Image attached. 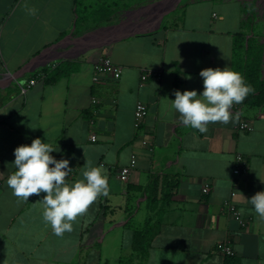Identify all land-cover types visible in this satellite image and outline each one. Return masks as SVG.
<instances>
[{
	"label": "crops",
	"instance_id": "0c3cea01",
	"mask_svg": "<svg viewBox=\"0 0 264 264\" xmlns=\"http://www.w3.org/2000/svg\"><path fill=\"white\" fill-rule=\"evenodd\" d=\"M149 1L0 0V264H264V221L248 201L264 192V106L234 105L238 123L210 124L202 134L170 103L177 90L203 92L201 70L234 71L237 34L262 47L264 81V0ZM105 56L122 67L119 79L95 80ZM146 70L162 79L142 83ZM31 80L37 84L23 95L18 83ZM138 102L149 109L142 132ZM242 121L249 130L237 129ZM36 138L69 161V184L83 179L88 160L108 177L109 195L62 236L43 220L45 193L21 202L7 186L14 150ZM134 154L124 183L119 174ZM237 155L248 164L239 177ZM155 178L159 199L151 204ZM229 200L246 227L223 214ZM149 225L148 247L135 250V233ZM227 240L234 256L217 251Z\"/></svg>",
	"mask_w": 264,
	"mask_h": 264
},
{
	"label": "clouds",
	"instance_id": "9594fccd",
	"mask_svg": "<svg viewBox=\"0 0 264 264\" xmlns=\"http://www.w3.org/2000/svg\"><path fill=\"white\" fill-rule=\"evenodd\" d=\"M32 16L38 13L34 6L23 4ZM199 75L203 78V92L196 90L174 92L170 101L172 109L180 115V122L206 133L208 126L215 123H238L241 113L232 112L234 105L242 104L254 92L244 76L230 67L206 68ZM56 151L50 143L36 138L31 145H21L14 150L16 171L9 175L7 186L21 202L33 195L45 193L42 201L43 220L49 224L56 236L74 230L73 224L88 213L89 208L101 197L109 195L108 177L101 167L86 161L83 179L69 184L66 180L73 171L67 159L56 160L50 153ZM255 213L264 221V192H257L248 199Z\"/></svg>",
	"mask_w": 264,
	"mask_h": 264
},
{
	"label": "built area",
	"instance_id": "2783aa9c",
	"mask_svg": "<svg viewBox=\"0 0 264 264\" xmlns=\"http://www.w3.org/2000/svg\"><path fill=\"white\" fill-rule=\"evenodd\" d=\"M122 74V67L117 66L113 63V61L105 56L101 58L95 65V80L97 81L100 76H113L116 79H119ZM150 78L161 80L162 72L160 71H144L142 73V83H145ZM37 84V81H22L19 82L18 85L20 87L21 93L25 95L33 86ZM96 102V100H94ZM149 109L148 106L143 102H138L136 112H135V127L137 132H142L143 126L145 124L146 118L148 116ZM237 129L239 131H246L250 129V123L248 121H242L238 124ZM146 135H144L145 137ZM92 142L97 141V136L93 135L91 137ZM142 145L151 149V142L147 138H144L142 141ZM138 162V156L134 154L131 158L129 165L122 168L119 178L122 182L126 183L129 181L131 174L136 167ZM235 167H234V175L236 177L241 176L243 173L247 171V160L241 156L237 155L235 158ZM236 182V181H234ZM211 189L209 186L204 187L203 193L209 194ZM236 195L235 192L232 193V198ZM223 214L227 216L229 219L237 222L241 227H246L248 220L244 217L242 212L236 207L235 203L232 200H229L225 203L223 207ZM217 251L224 256H234L235 251L233 249L231 241L227 240L225 242L220 243L217 246Z\"/></svg>",
	"mask_w": 264,
	"mask_h": 264
},
{
	"label": "trees",
	"instance_id": "16d2710c",
	"mask_svg": "<svg viewBox=\"0 0 264 264\" xmlns=\"http://www.w3.org/2000/svg\"><path fill=\"white\" fill-rule=\"evenodd\" d=\"M234 71L240 72L246 83L250 84L254 92L247 96L240 106L245 105L251 108L264 106V81L261 76L263 50L255 43V40L247 41L246 35L237 34L235 43ZM59 75H56V79ZM159 181L155 178L149 191V201L156 203L159 199ZM103 208V207H102ZM104 211V208H103ZM155 229L149 225L143 232H136L134 236V249L143 251L149 244L151 238L148 234H153Z\"/></svg>",
	"mask_w": 264,
	"mask_h": 264
},
{
	"label": "water",
	"instance_id": "95a60500",
	"mask_svg": "<svg viewBox=\"0 0 264 264\" xmlns=\"http://www.w3.org/2000/svg\"><path fill=\"white\" fill-rule=\"evenodd\" d=\"M166 1V0H165ZM43 55V54H42ZM42 55H40V56H38V57H36L30 64H28L25 68H23V70H21V72L17 75V77H20V76H22L26 71H32V70H30L31 68H33L35 65H36V62H37V60H39L41 57H42Z\"/></svg>",
	"mask_w": 264,
	"mask_h": 264
},
{
	"label": "rangeland",
	"instance_id": "374dc122",
	"mask_svg": "<svg viewBox=\"0 0 264 264\" xmlns=\"http://www.w3.org/2000/svg\"><path fill=\"white\" fill-rule=\"evenodd\" d=\"M152 1H153V2H152ZM154 1H155V0H150L149 3H151V4H152V3H155ZM132 6H133L132 9H135V8L139 7V6H137V3L133 4ZM167 22H169V20H167Z\"/></svg>",
	"mask_w": 264,
	"mask_h": 264
}]
</instances>
